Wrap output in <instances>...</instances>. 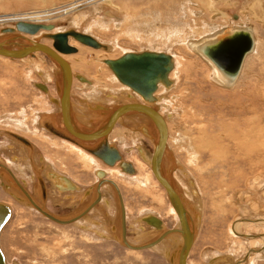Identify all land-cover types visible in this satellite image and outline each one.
<instances>
[{
  "label": "rangeland",
  "instance_id": "obj_1",
  "mask_svg": "<svg viewBox=\"0 0 264 264\" xmlns=\"http://www.w3.org/2000/svg\"><path fill=\"white\" fill-rule=\"evenodd\" d=\"M18 18L52 22L53 32L73 27L112 44L109 51L96 50L73 37L70 39L79 49L78 54L68 56L74 72L97 85H108L110 80L117 82L102 63L105 58L117 57L126 50L148 48L172 53L177 61V69L171 74L176 85L165 101L174 112L172 121H168V148L174 153L172 156L166 152L163 169L166 172L173 165V175L184 165L202 197V208L193 207L195 212L189 209L199 229L188 262L210 264V259L214 260L211 264H232L222 260L225 256L241 258L252 253L245 264H264V252H253L264 248V0H0V28L15 26ZM239 24L253 27L257 46L245 60L235 85L224 86L212 79L210 64L188 44ZM41 42L51 45L52 39L42 37ZM44 57L47 61L42 65L0 56V130L30 137L49 163L89 191L85 187L94 182L92 171L100 165L75 147L43 136L44 130L38 128L37 114L56 109L51 102L58 97L57 86L61 82L60 68L46 54ZM44 67L54 77L48 84V92L33 84L41 78L34 69ZM76 79L75 83L83 88ZM96 84L92 88L99 87ZM75 89L79 90L76 86ZM82 91L76 93L75 101L83 100ZM102 110L98 104L87 107L91 116ZM72 119L79 121L73 110ZM125 129L118 128L113 137L130 136ZM131 134L132 139L140 141L141 134L132 131ZM142 137L152 149L151 135ZM132 153H126L129 158L126 160L135 161L136 168L139 167L136 174L129 176L116 168L109 170V177L121 188L128 215L140 217L143 211H154L160 215L163 227L177 226V215L165 189L149 167ZM4 157L8 158L7 152ZM10 168L18 178H28V170L19 175ZM49 173L47 181L54 184ZM28 184L31 188L35 186L31 181ZM175 184L179 193L187 197L181 183ZM0 199L12 207L10 219L0 234L8 262L15 259L20 264H171L170 254L151 248L129 249L110 235V241L91 237L82 232L78 223H57L33 207L19 203L1 184ZM51 208L60 215L76 211L70 210L69 205L60 208L53 202ZM106 215L113 219L108 210ZM109 228L119 235L115 224ZM128 234L132 238L136 235L133 228H129ZM174 248L175 241L170 250Z\"/></svg>",
  "mask_w": 264,
  "mask_h": 264
},
{
  "label": "water",
  "instance_id": "obj_2",
  "mask_svg": "<svg viewBox=\"0 0 264 264\" xmlns=\"http://www.w3.org/2000/svg\"><path fill=\"white\" fill-rule=\"evenodd\" d=\"M54 26L52 22H34L27 21L24 19H17L15 21V26H3L0 28V53L5 54L7 56L12 57H22L25 55L34 54L35 50H41L43 53H46L49 57L53 58L61 68V76L64 80V88L63 95L65 99L66 107L69 106V88L71 84V70L69 67V63L66 59L59 55L60 53H70L76 51L77 48L74 45H71L68 42L69 35L73 38L83 42L85 44L94 46V47H108L107 43L100 42L96 37L92 36L89 33L79 31L73 27L65 28L64 30H57L54 32H42L41 36H46L52 39L51 45L43 43L40 41V36L29 37L25 36L24 33L33 34L38 31L40 28L50 29ZM19 30V31H16ZM253 46V37L247 28L236 27L233 30L211 40L208 41L200 47V50L203 54L211 60V62L216 66L219 73L230 80L236 78L242 61L244 59L245 54L252 49ZM104 62L108 64V66L115 73L118 80L137 93H139L142 98L147 100V102H151L156 99V96L153 94V91L157 87L158 82H162L165 85H169L172 81L171 78L168 77L169 71L173 67V56L162 50H153V49H144V50H126L117 57L114 58H105ZM76 76L79 79H84L85 77L82 74L77 73ZM36 86L42 88L43 90H47V86L45 83L41 81L35 82ZM68 105V106H67ZM139 103H128L121 104L115 112L112 114L110 111L108 113H104V110L99 112L100 117L99 122L94 124L95 134L94 138H98L95 144V149H91V151L96 154L99 158H101L107 164L113 165L116 161L118 165L121 166L124 170L129 172H134L135 169L132 163L128 160H125L117 149L114 143H109L103 140L105 136L104 130L111 122L116 118V115L119 112H127L132 111L134 108L139 109L140 111H147V113L153 118H156V126L159 130V133L154 141V150L152 154L151 168L158 178L160 182L165 186L167 190L168 197L174 206L178 218H179V226H162L161 218L157 217L153 214H146L143 218H147L151 224H153L156 228L160 230V232L155 235L153 238L146 240L141 243H131L126 239V223H125V208L123 203V197L121 195V191L119 187L110 178H104L105 171L102 168L95 169V174L97 179L87 185L85 189H90L91 191H96L95 196L91 197L83 206L76 211H73L67 215H60L50 211L47 207H45L44 202L46 200V190L47 184L45 183L42 173H41V165L32 164V169L35 174L36 184L39 189V196L42 201H38L35 196H33L32 192L21 182V180L13 175L1 173L4 177L5 182V190L13 196L18 202L25 203L28 206L35 208L40 213L45 216L56 220L60 223L71 222L78 217L82 216L86 213L88 208L94 205L98 201L97 190L99 186L103 182H109L111 186L114 188L118 201V209L120 216V233L116 235V230L113 229L114 239L120 242L121 244L131 247V248H143L152 246L154 243L161 240L167 234L176 232L181 236V242H178L175 248L171 251L169 255V261L171 264H189L186 261L187 254L190 250V247L197 235L198 227L191 216V214L187 211V209L183 206L181 198H183L182 194L176 191L175 185L173 182L172 167H168L166 172H164L161 157L165 152H169L172 156L173 153L167 147L165 136L167 135V129L164 125V119L162 115L157 113L154 114V110L147 104ZM101 108V107H100ZM41 120L45 122V117H42ZM143 128V126H142ZM52 131L56 134L64 136L59 129L52 128ZM7 132V131H6ZM10 133V132H9ZM14 134V133H10ZM15 138H22L20 142H23L31 151H34V144L27 139L26 137L20 134L15 133ZM107 140V138H106ZM107 144V146L105 145ZM30 153V152H29ZM29 158L32 155H28ZM42 154L40 155V160L42 161ZM173 160V159H172ZM174 162V161H172ZM175 165V163H173ZM51 177H53L57 182L60 183H68L70 186L75 187L77 184L73 182L70 178L65 176L64 174H60L57 172H50ZM2 178V177H1ZM10 178V179H9ZM40 185V186H39ZM37 188H35L36 190ZM37 189V190H38ZM184 199V198H183ZM12 214L11 205L0 199V234L5 223L10 219ZM114 228V225H112ZM119 236V237H118ZM223 255V254H219ZM227 257V256H225ZM218 258V255H217ZM220 259V258H218ZM209 263H213L214 260L208 259ZM0 264H20L17 260H12L8 262L6 256L0 246Z\"/></svg>",
  "mask_w": 264,
  "mask_h": 264
},
{
  "label": "bare ground",
  "instance_id": "obj_3",
  "mask_svg": "<svg viewBox=\"0 0 264 264\" xmlns=\"http://www.w3.org/2000/svg\"><path fill=\"white\" fill-rule=\"evenodd\" d=\"M215 11H217L215 9ZM216 14V13H215ZM19 19V18H18ZM21 19V18H20ZM236 27H242V28H247L248 30H250L251 34H252V37H253V46H252V49L249 50L245 56H244V59L242 61V64L240 66V70L236 76V78H234L233 80H230V79H227L225 77H223L218 69L216 68V66L211 62V60H209V58H207V56L205 54L202 53V51L200 50V47L202 46V44L208 42V41H211L231 30H233V28H236ZM55 26H53L52 28L50 29H44V28H40L38 31H36L35 33L33 34H29V33H24L25 36H31V37H34V36H40V41L42 40V37H46V36H41V33L42 32H53ZM89 30V29H88ZM16 31H19V30H16ZM20 32V31H19ZM40 34V35H38ZM93 36V35H92ZM72 36L69 35L68 37V42L71 44V45H74L76 47L75 44L71 43L70 42V39H71ZM95 37V36H94ZM49 38V37H48ZM75 39V38H74ZM198 39V38H197ZM77 40V39H76ZM99 40V39H98ZM79 41V40H77ZM100 41V40H99ZM80 42V41H79ZM102 42V41H100ZM86 46H90V47H93V48H96L97 49H103V50H106V51H109L111 48L113 49V46L112 44H108V47H103V46H100V47H94V46H91V45H88V44H85L83 42H80ZM104 43V42H102ZM151 43V42H150ZM256 46H257V39H256V35H255V31L253 29L252 26L250 25H243V24H239V25H231V27L229 28H226L224 30H222L221 32L217 33L216 35L212 36V37H204L202 39H199L197 41H191L189 44H188V47L190 49H192L198 56H200L202 59L206 60L208 62V64H210V67L213 71V75H212V79L216 82H218L219 84L221 85H224V86H233L235 85L236 81L239 79V75L241 74L242 70H243V66L245 64V60L247 59V57H249V55H251L253 53V51L256 49ZM77 50L76 51H73V52H70V53H60L59 52V55L61 57H63L64 59H66L69 63V67H70V70H71V84H70V88H69V106L66 107L65 105V99H64V95H63V88H64V80H63V77L61 76V68L59 66V64L51 57H49L46 53V54L50 59H52L55 63V65L57 64V66L60 68V79H61V82H60V85L59 87L57 86L58 88V98H52V104L56 107V110L55 111H52V112H39L37 114V117H38V120H37V125H38V128L39 129H42L44 130L47 129L46 128V125L43 124V123H46L47 119L49 118H56L58 120V125H65L66 128L69 130V133H65V131L60 128V127H56L54 129H59V131L64 134V136L62 135H59L61 136L62 138H64L63 140H72L73 142H75L76 144L78 145H82L84 147H86V149H88L90 152L91 149H95V146L97 144H95L97 141H99L98 138H94V134H95V128H94V125L92 127H85L83 126L82 123H80L79 121H73L72 119V110L73 112L74 111H77V112H82V106H81V103H85V102H104V103H107V104H110L111 102H113L114 104L115 103H121L122 105L123 104H128V103H139L138 106H140V104H147L149 105L150 107L153 108V112L154 114L156 115L157 113L160 114V107L157 105L158 102L159 104L162 102V101H165L168 99V95L170 93V89H172L175 85H176V79L175 77H172L173 75L172 72L175 71L177 68L176 67V59L174 60V55L172 53H170L172 56H173V67L172 69L169 71L168 73V77L171 78V82L169 85H165L163 84L162 82H158L157 83V87L155 88V90L153 91V94L156 96V99L151 101V102H147V100H145L144 98H142V96L139 95V93H137L135 90H133L132 88H130L129 86H127L126 84L120 82L118 80V78L116 77L115 73L112 71V69L108 66V64L106 62H104V60H101L102 63H104L106 65V67L113 73V75L116 77L117 79V82L120 83V85L122 86H125L126 89H113L112 87H110L109 85H103L102 87H96V88H93V89H82L83 91L85 90H89L91 93L90 95H88L89 93H86L84 94L86 100H81V99H78L75 101L73 97H76L77 95L74 94L73 92V83H74V80L76 78H78L76 76V72L73 71L72 69V65H71V62H70V59L68 58V56L70 55H74V54H78V47H76ZM154 48V47H153ZM150 49V48H148ZM144 50V49H142ZM153 50H156V49H153ZM164 51V50H162ZM41 50H35L34 51V54L32 55H25V56H22V57H12V56H7L5 54H1L0 53V56L2 57H6V58H10V59H22L24 61L26 60H30L32 61L33 59H37L39 58L38 54L42 57H44V54L41 55ZM167 52V51H165ZM169 53V52H168ZM28 57V58H27ZM25 58V59H24ZM84 60V59H83ZM29 64V62H28ZM34 71H38V75L41 77L42 80H40L41 82L45 83L46 86H47V90H42L45 91V92H48L49 89H48V82L50 83L51 80H50V75H48V73L44 70V69H34ZM53 76V75H52ZM85 77V76H84ZM49 79V80H48ZM79 79V78H78ZM53 80H54V77H53ZM77 80V79H76ZM81 81H79V83H82L84 88H89V86L92 88L94 86V81L92 79H89L88 77L84 78V79H80ZM48 81V82H47ZM36 82V81H35ZM35 82H33V84H35ZM112 82V81H111ZM175 82V83H174ZM173 83V85H172ZM36 85V84H35ZM89 85V86H88ZM172 85V87H170ZM95 87V86H94ZM161 87H164L163 92L159 93V90ZM40 88V87H39ZM161 90V91H162ZM42 91V92H43ZM82 98V99H83ZM81 102V103H80ZM76 103V104H75ZM121 104H117V105H113L112 108H109V107H106L105 104H98L100 107H102L104 109V113H108L110 111V113L112 114L113 112H115L117 110V108L121 105ZM157 107H159V110H157ZM164 107L167 108L166 112H165V115L167 116V120L166 118L162 115L163 119H164V125H165V128L167 129V135L165 136V140H166V144H167V147L170 148V143H169V139H170V130H169V125H168V121H172L173 117H174V112H171L170 111V106L168 104H165ZM112 109V110H111ZM162 112V111H161ZM134 116L136 118H139V119H142V121L146 120V119H150L151 122L149 125L145 124V123H142V124H139V126L135 127L136 129H139L142 133L146 134V135H151V137L154 139V141L156 140V137L159 133V130L157 129V126H156V118L153 120V118L147 113V111H140L139 109H133L132 111H127V112H119L117 115H116V118L111 122V124L109 125L110 127H107L106 130H104L103 133H105V136L103 137V140L104 141H107L109 143H114V142H110V138H109V134L112 132V130L114 129L115 125H116V122L118 121V123L120 122V118L123 117V116ZM58 116V118H57ZM99 115H95L93 117V120H95V122H92V123H97L99 122V118H96L98 117ZM42 117H45V122H43L41 120ZM39 118H40V124H39ZM84 118H87L85 115H84ZM96 118V119H95ZM81 120H85L83 118H80ZM64 120V122H63ZM146 122V121H145ZM76 125V127H73V125ZM42 126V127H41ZM143 126V128H142ZM150 128H153V129H150ZM95 130V131H94ZM7 131V132H6ZM45 131V130H44ZM155 132L154 135L151 134V132ZM14 133L13 135L10 134V133ZM15 133L16 132H13V131H10V130H7V129H2L0 130V134L6 136L5 138L8 139L10 142L13 143L12 146H10V150H11V154H15L14 156L10 155L8 153V157L10 158V161L12 162V164L17 168V170L19 172H24L26 170H28V177L31 179V182L33 183V185H35L33 188H31V191L33 196H35V198L38 200V201H42L40 196H39V189H38V185H37V189L35 190L36 188V178H35V174H34V171L32 169V164L34 163L35 165H38L40 163V155L42 154L39 150H36L35 151V147H34V151H31L29 149V147H27L25 144H23V142H20L22 138H18L16 139L15 138ZM55 133V132H54ZM18 135V133H16ZM56 134V133H55ZM74 135V136H71V135ZM9 137V138H8ZM17 137V136H16ZM19 137H23V136H19ZM11 138V139H10ZM60 138V139H62ZM67 138V139H66ZM107 138V140H106ZM13 139L20 143L27 151L30 155H32V157L29 158V156L24 152L26 150L23 149L22 146H20L18 143H16L15 141H13ZM140 141L142 142L143 140L140 139ZM71 143V142H70ZM73 144V143H72ZM116 145V143H114ZM107 146V144H105ZM77 146V145H76ZM79 147V146H78ZM117 147V145H116ZM144 148H142L143 150V153L147 154L148 156H140V153L138 152V157L140 158V160L142 161V163L144 162L150 169L151 173H153L154 177L157 179V181L163 186V188L165 189L166 193H167V190L165 188V186L162 184V182H160L158 180V178L155 176L152 168L151 167V159H152V154H153V151L152 150H149L147 151L146 150V147L143 146ZM8 148V147H7ZM81 148V147H80ZM83 149V148H81ZM93 149V150H94ZM118 149V147H117ZM84 150V149H83ZM119 150V149H118ZM16 151V152H15ZM15 152V153H14ZM87 152V151H86ZM173 152V151H172ZM18 153V154H17ZM89 153V152H88ZM93 153V152H92ZM168 153V151H167ZM174 153V152H173ZM91 154V153H90ZM94 154V153H93ZM91 154V155H93ZM96 155V154H94ZM93 155V156H94ZM166 155V152L162 155L161 157V163L163 164V168L166 166V163H167V159H164V156ZM176 156V154H174ZM17 156V157H15ZM43 156V155H42ZM97 156V155H96ZM94 156V157H96ZM46 158V156H45ZM44 156L42 157V161H41V173H42V177L45 181V183L47 184V190H46V200L44 204L47 208H48V201L51 200V203L53 202L54 204H56L57 206H59L60 208H64L66 206H71V209H78L80 208L81 206H83L91 197L95 196L96 194V191H82V187L84 186H80L79 183H77L73 178H71L69 175L67 174H64L62 172H60L59 170H57L55 168V166L52 164V163H49L48 160L46 159L45 160ZM97 159L99 158L98 156L96 157ZM124 158V157H123ZM176 158V157H175ZM101 159V158H99ZM125 159V158H124ZM102 160V159H101ZM126 160V159H125ZM175 162L178 164L180 161L176 158L174 159ZM103 161V160H102ZM104 162V161H103ZM109 168H114L116 166H118V168L121 166L118 165V162L116 161L113 165L111 164H107L106 162H104ZM132 163V162H131ZM141 163V164H142ZM138 164V163H137ZM180 164V163H179ZM133 165V163H132ZM134 167V165H133ZM139 168V167H137ZM142 168V167H141ZM122 171H120L121 174H126V175H134L137 173V169L134 167L135 171L134 172H129L127 170H124L123 168H121ZM166 169V168H164ZM57 171L59 172L60 174H64L65 176H67L68 178H70L72 181H74L77 186L75 187H72L70 186L68 183H60L59 181L57 182L53 177H51L49 175V177L52 179V181L54 182V184H51L47 181V172H54ZM4 171H6V173L10 174L11 177H13V175L17 176L14 171L8 166V164H6V162H4V160L0 157V172L1 173H5ZM177 172H174V174L172 175L173 177V182H174V185H175V189L177 192H179L176 188V184L175 182H180L181 183V186H183V190L185 191V194L187 195V198L185 195H183V198H181V201H182V204L183 206L187 209V211L191 214L192 216V213L190 212L189 209H191L192 211H194L193 207H195L196 209L199 207L202 208V197L200 195V192L198 190V187L196 185V182H195V179L194 177L189 173L188 169L186 170V167L183 165L182 167L178 168V170H176ZM13 174H11V173ZM107 173H109L107 170H106ZM106 172H105V176L104 178H110V177H107L106 176ZM5 173V174H6ZM7 175V174H6ZM94 175H95V171H94ZM2 177V178H1ZM18 177V176H17ZM96 177V176H95ZM46 178V179H45ZM137 178V177H136ZM0 184H1V181H2V186H3V189L5 190L4 186H5V180H4V177L2 175H0ZM10 179V178H9ZM20 179V178H19ZM97 179V178H96ZM111 179V178H110ZM174 179H176V181H174ZM21 182L23 183V185L26 186V188H28V182L24 179H20ZM113 180V179H112ZM115 181V180H113ZM142 182H143V179H142ZM115 183L117 184V186L119 187V190L121 191V188L119 186V184L115 181ZM141 183V182H140ZM79 184V185H78ZM40 186V185H39ZM29 189V188H28ZM103 189V190H102ZM6 191V190H5ZM7 192V191H6ZM8 193V192H7ZM9 194V193H8ZM10 195V194H9ZM88 195V196H87ZM97 195L99 196L98 198V201L90 206L88 208V210L86 211V215H82L83 217H78L77 219L71 221V222H66L68 224H77L78 223V226H80V228L83 230L82 232L84 233H87L88 235L90 234V236H96V238H100V239H103V240H109L110 237H113V233H111L112 231L110 230L109 228V225L111 224H115V226L117 227L118 231L120 232V216H119V207H118V201H117V194L114 190V188L111 186V184L109 182H103L101 183V185L99 186V189L97 190ZM121 195L123 197V194H122V191H121ZM168 195V194H167ZM11 196V195H10ZM13 197V196H11ZM14 198V197H13ZM169 198V197H168ZM15 199V198H14ZM16 200V199H15ZM170 201V199H169ZM20 203V202H19ZM123 203H124V208H125V223H126V239L131 242V243H134V244H137V243H141L143 242L146 238L151 239L153 238L155 235H157L160 230L158 228H156L153 224L150 223V221L146 218H143L144 215L146 214H153V215H156L157 217L160 218V215L154 211H143V213L139 216H129L128 215V212H127V208H126V204L124 202V198H123ZM172 206V208L174 209L176 215H177V222H178V225L179 226V218H178V214L174 208V206L172 205L171 201L169 202ZM78 205V206H77ZM100 205L104 206L101 207ZM77 206V207H76ZM199 206V207H197ZM92 207V208H91ZM103 208L102 211L100 210V208ZM116 207V215L118 216V218H116L115 216V208ZM31 208V207H29ZM91 208V209H90ZM35 209V208H34ZM49 209V208H48ZM108 210L110 216L113 218L111 219L109 216L106 215L105 213V210ZM50 210V209H49ZM51 211V210H50ZM53 212V211H52ZM70 212V211H69ZM68 212V213H69ZM195 212V211H194ZM55 213V212H54ZM67 213V214H68ZM42 214V213H41ZM58 214V213H57ZM44 215V214H42ZM45 216V215H44ZM47 217V216H46ZM107 217V218H106ZM49 218V217H48ZM83 218V219H82ZM51 219V218H50ZM53 220V219H51ZM55 222H57L56 220H53ZM257 221V220H256ZM164 222V221H163ZM260 222V221H259ZM58 223V222H57ZM60 223V222H59ZM119 224V225H118ZM6 225V224H5ZM165 225V223H164ZM163 226V225H162ZM234 227V226H233ZM5 228V226H4ZM4 228L2 229V232L4 230ZM129 228H133L135 230V237L132 238L129 234H128V230ZM109 233H108V232ZM132 231V230H131ZM1 232V233H2ZM175 233V234H174ZM131 234V233H130ZM171 234V235H170ZM170 234H167L165 237H163L161 240H159L158 242L154 243L152 246H146V247H143V248H131V247H128L129 249H133V250H136V249H148V248H151L152 250H156V251H161L162 253H164L165 255L167 254H170L171 253V248L174 246V241H175V246L177 245L178 242H181V236L179 233H176V232H173V233H170ZM110 235V237H109ZM264 237V236H263ZM193 244V243H192ZM0 246L3 250V247H2V244H1V241H0ZM192 247V245H191ZM190 247V249H191ZM255 250H257L256 248H253ZM4 252V250H3ZM255 253H263L264 252V248H262V250L259 251H253ZM189 253H190V250L187 254V257H186V261L188 262V256H189ZM5 256H6V253L4 252ZM252 253H250L248 256L247 255H244L243 257L241 258H235V257H225L224 262H231L232 264H245L246 261L249 260L250 256H251ZM254 254V253H253ZM215 257V256H214ZM246 257H248V259H246ZM6 259H7V256H6ZM220 260V259H219ZM8 261V259H7ZM221 261V260H220ZM189 263V262H188ZM190 264V263H189ZM217 264V263H216Z\"/></svg>",
  "mask_w": 264,
  "mask_h": 264
},
{
  "label": "flooded vegetation",
  "instance_id": "obj_4",
  "mask_svg": "<svg viewBox=\"0 0 264 264\" xmlns=\"http://www.w3.org/2000/svg\"><path fill=\"white\" fill-rule=\"evenodd\" d=\"M55 31H57V30H55ZM71 42V41H70ZM72 43V42H71ZM157 50V49H156ZM38 56H39V58L38 59H33L29 64H33L35 61L36 62H40V63H42V65H43V63H46V58L45 57H42V56H40L39 54H38ZM176 59V58H175ZM34 61V62H33ZM73 69V68H72ZM44 70L46 71V69H45V67H44ZM74 71V70H73ZM110 77L112 78H115L116 79V77L113 75V73L112 74H110ZM173 77V76H172ZM40 80H42L41 78H39V80L38 81H40ZM50 80L51 81H53V77H52V74L50 73ZM117 80V79H116ZM94 81V80H93ZM48 82V81H47ZM48 84H49V82H48ZM75 84V85H74ZM74 84H73V91H74V94L75 95H77L78 94V91H82V89L83 88H81V85H78L77 83H75V81H74ZM96 83L94 82V85H95ZM108 85H110V87H112L113 89H126V87L125 86H122V85H120L118 82H111V80H110V82H108L107 83ZM83 85V84H82ZM75 86H76V88L78 87V91L75 89ZM96 86H99V85H97L96 84ZM84 89H86V88H84ZM162 89H164V87H161L160 88V90H159V93H161V92H163V90ZM162 90V91H161ZM90 91H82V96H84V94H86V93H89ZM77 93V94H76ZM74 98V97H73ZM83 98V97H82ZM81 99V98H80ZM83 100H86L85 98H83ZM81 103V102H80ZM93 103V104H92ZM121 103H123V102H121ZM121 103H113V102H111L110 104H107V103H104V102H85V103H81V106L83 107L82 109V112H77V111H74V113H75V115L77 116V118H78V120H79V122L80 123H82L83 124V126H85V127H92L95 123H92V122H95V120H93V117H91V114L90 113H88V111H87V107H88V105L91 107V106H94V104H105V105H108L109 106V108H112L113 107V105H117V104H121ZM52 104V103H51ZM76 104V103H75ZM165 104H168L169 106H170V104L168 103V102H166V101H162L160 104H159V102H158V106L160 107V110H159V107H157V110H159L160 111V114H162L165 118H166V120H167V116L165 115V112H166V110H167V108L166 107H164V105ZM56 110V109H55ZM55 110H53V111H55ZM112 110V109H111ZM162 111V112H161ZM84 115L87 117V118H84ZM80 118H83V119H85L84 121L83 120H81ZM97 118V117H96ZM95 118V119H96ZM121 120H120V122L118 123V121L116 122V125H115V127H114V131L110 134L111 136H109V138L110 137H112V138H110V142H115L116 143V145H117V147H118V149H119V151H120V153L122 154V156L125 158V159H129L127 156H128V154H126L128 151H130L131 153H132V155L134 154V155H138L137 153L139 152L140 153V156L142 157V156H148L147 154H145V153H143V150H142V148H144L143 146H145L146 147V150L147 151H149V150H154V147L152 148V149H149V146L147 145V143H146V140L144 139V137H142L144 134L139 130V129H136L135 127H137V126H139V124H142V123H145V124H147V125H149L150 124V122H151V120L150 119H146V120H144V121H142V119H139V118H136V117H134V116H123V117H121L120 118ZM91 120V121H90ZM146 121V122H145ZM64 124V123H63ZM62 124V126L64 127V129H67L66 128V126L65 125H63ZM121 124V125H120ZM128 129V130H126L129 134H130V136H128L127 138H124V137H120V136H118V135H116L115 137H113L114 135H115V132H116V130L117 129ZM150 129H153V128H150ZM45 131H41L42 132V134H43V136L44 135H46L48 138H53V139H57V141H60L62 144L64 143V144H66V146H68V147H75L77 150H79L80 152H83L85 155H87V156H89L90 158H92L93 160H95L96 162H97V166H99V168H102L105 172H106V170L109 172V173H107L106 172V176L107 177H109V174H110V171L109 170H114L115 168L118 170V172L119 171H122V169L119 167L118 168V166H116V167H114V168H109L101 159L99 160V158L97 159L96 157H94L93 155H91V154H93L92 152H90V151H88V152H90V153H88V152H86L85 150H83V149H81L80 147H78V146H76L75 144H72V143H70L69 141H67V140H63L64 138H62V139H58V138H55L54 136H52V135H54L53 133L51 134V133H48L49 131L47 130V129H44ZM13 131V130H12ZM48 131V132H47ZM131 131L132 132H136V133H138V134H141L142 136L139 138V139H142L143 141L141 142V141H135L134 139H132V134H131ZM13 132H16V133H18V134H20V135H22V136H24V137H26L27 139H29V140H31L30 139V137H28V136H26L25 134H22V133H20V132H17V131H13ZM40 132V131H39ZM48 134H51V135H48ZM120 135V134H119ZM56 137H58L57 135H55ZM119 138H118V137ZM60 138V137H59ZM67 139V138H66ZM8 140V139H7ZM6 140V138H4V137H0V155L5 159V161H6V163L8 164V166H12V168H14V170L19 174V175H21L23 172H19L18 170H17V168L12 164V162L10 161V158L8 157L7 159L4 157V153L5 152H7V153H9L10 155H12V156H14L15 154H11V150H10V146H12L13 145V143L12 142H10L9 140L7 141ZM2 141H7L8 143H4V142H2ZM131 142H134V143H131ZM4 143V144H3ZM153 143H154V141H153ZM3 144V145H2ZM35 144V143H34ZM132 145H133V147H132ZM154 145H155V143H154ZM124 146V147H123ZM8 147V148H7ZM124 148V150L126 151H124L122 148ZM142 147V148H141ZM3 148H5V149H3ZM134 149H136L135 151H132V150H134ZM36 150H39L38 149V146L35 144V151ZM16 152V151H15ZM14 152V153H15ZM126 154V155H125ZM42 155L44 156V158H45V155H44V153L42 152ZM15 157H17V156H15ZM138 158V157H137ZM143 158V157H142ZM45 160H46V158H45ZM131 160V159H130ZM130 162H132V161H130ZM135 162V161H134ZM134 162H132L133 163V165H134V167L136 168V166H135V163ZM42 165V164H41ZM10 166V167H11ZM151 168V167H150ZM137 169V168H136ZM95 171V170H94ZM94 171H92V173H94ZM137 172H138V169H137ZM95 176V175H94ZM19 178L21 179V176H19ZM23 179L24 180H26L27 182H30L31 181V179L28 177V178H26L25 179V177H23ZM95 180H96V177H95ZM94 180V181H95ZM78 183V182H77ZM93 183V182H92ZM79 184H81V183H79ZM78 184V185H79ZM81 185H83V184H81ZM80 185V186H81ZM82 187V186H81ZM28 188H29V190L31 191V187L29 186V184H28ZM84 190V187H82V191ZM103 190V189H102ZM47 193V192H46ZM2 200V199H1ZM10 204V203H9ZM46 207V206H45ZM48 208L51 210V211H53V209L51 208V206L50 205H48ZM92 208V207H91ZM90 208V209H91ZM90 211V210H89ZM88 211V212H89ZM54 212V211H53ZM87 212V213H88ZM86 213V214H87ZM86 214H84V215H86ZM83 215V216H84ZM83 216H81V217H83ZM80 217V218H81ZM84 218V217H83ZM82 218V219H83Z\"/></svg>",
  "mask_w": 264,
  "mask_h": 264
},
{
  "label": "crops",
  "instance_id": "obj_5",
  "mask_svg": "<svg viewBox=\"0 0 264 264\" xmlns=\"http://www.w3.org/2000/svg\"><path fill=\"white\" fill-rule=\"evenodd\" d=\"M41 69V68H40ZM38 73V71H36V74ZM87 78V77H86ZM100 87H102L103 85H99ZM86 88V87H85ZM83 89H84V86H83ZM86 89H93V88H91V87H89V88H86ZM86 91H88V90H86ZM90 93L91 92H89V94L88 95H90ZM56 98H58V97H56ZM90 107V106H89ZM93 106H91L90 108H92ZM95 111V110H94ZM91 117H94V116H91ZM91 121V120H90ZM63 122H64V120H63ZM39 124H40V118H39ZM43 124H45L46 125V128H47V130L49 131H47L48 133H53L54 135H57V134H55L53 131H52V128H56V127H60V128H62L64 131H65V133L67 132V133H69V130L68 129H64V127L62 126V125H58V120L56 119V118H48L47 119V121H46V123H43ZM42 127V126H41ZM73 127H76V125L74 124L73 125ZM45 129V128H44ZM114 130H112V132H113ZM111 132V133H112ZM110 133V134H111ZM110 134H109V136H110ZM1 137H6V136H4V135H0ZM58 137H60L61 138V136H59V135H57ZM71 136H74L73 134L71 135ZM9 138V137H8ZM11 139V138H10ZM13 141H15L14 139H13ZM16 142V141H15ZM69 142H72L73 144H75V145H77V146H79V147H81V148H83L84 150H86L87 152L89 151L88 149H86V147H84V146H82V145H78V144H76L75 142H73L72 140H69ZM16 143H18V142H16ZM115 143V142H114ZM20 146H22L20 143H18ZM23 147V146H22ZM23 149L24 150H26L24 147H23ZM40 151V150H39ZM27 155H30L29 153H28V151L26 150V151H24ZM18 154V153H17ZM96 156V155H95ZM0 157L4 160V162H6L5 161V159L0 155ZM31 159V158H30ZM7 164V163H6ZM38 165H41V161H40V163L38 164ZM55 171V170H54ZM95 176H96V174H95ZM96 178H97V176H96ZM1 180V179H0ZM74 182V181H73ZM92 183V181L90 182V184ZM87 185V184H86ZM1 186H2V181H1ZM3 187V186H2ZM49 203H50V206H51V202L49 201ZM101 207H103L104 208V206H102V205H100ZM100 208V207H99ZM103 208H100V210L102 211V209ZM107 212V209L105 210V213Z\"/></svg>",
  "mask_w": 264,
  "mask_h": 264
}]
</instances>
